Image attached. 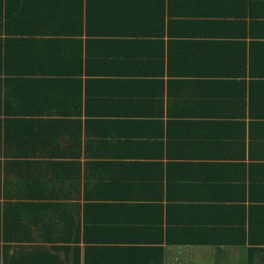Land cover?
<instances>
[{
    "label": "crops",
    "instance_id": "1",
    "mask_svg": "<svg viewBox=\"0 0 264 264\" xmlns=\"http://www.w3.org/2000/svg\"><path fill=\"white\" fill-rule=\"evenodd\" d=\"M5 203L1 256L85 264L89 204L94 264H264V0H0Z\"/></svg>",
    "mask_w": 264,
    "mask_h": 264
},
{
    "label": "trees",
    "instance_id": "2",
    "mask_svg": "<svg viewBox=\"0 0 264 264\" xmlns=\"http://www.w3.org/2000/svg\"><path fill=\"white\" fill-rule=\"evenodd\" d=\"M5 123H7V120H5ZM4 126L8 129V125H4ZM5 137L8 140V139H10L12 137V135L5 134ZM23 162H26L27 164L32 163V162L27 161L26 159H23ZM8 196L9 195H6V198H10ZM91 206H93V205L89 206V204H86L85 208L87 209L86 212L87 211L88 212L85 215V221H88V223L91 224V226H92V223H91L92 221L98 222L99 220L96 217L94 218V220L91 219L92 216H90V213H89V211H90L89 209H90ZM16 210H17V207L15 205H12L10 203H5L4 204V217H3V220H4L5 223L3 222L2 232H1V227H0V240H2L3 242H7L9 240V238H10V237H8L7 231L11 230V226L7 225V223H8L7 220H9V221L13 220V214H15ZM14 218H17V216H14ZM91 226L88 225L87 226V230H86L87 232L84 233V240H85L84 260H85V264H94L95 263V261L92 260L93 259L92 257L94 256L95 253L100 252V251L101 252L102 251L105 252V251H109V250L112 249V248L107 247V246L104 247V245L101 246V247L98 246V245H92V244H94V243H92V240L95 239V238L93 236L94 233H92L93 228H91ZM9 249H10V246L3 245L2 252H1L3 256H1V254H0V259L2 260V262H1L2 264H34V263H36L35 260H34V262L31 261V259H30L31 258V255H30L31 253L24 255V257L20 256V258H16V256H14V257L13 256H9L8 257V256H6V254L4 255V253L6 251H9ZM115 249L116 250H122V248H115ZM79 252H80V248H77V250L75 251L76 259L80 258V256H79L80 253ZM99 262H100V260H99ZM55 263H56V261L53 260L52 264H55ZM159 263L161 264V261H159Z\"/></svg>",
    "mask_w": 264,
    "mask_h": 264
}]
</instances>
